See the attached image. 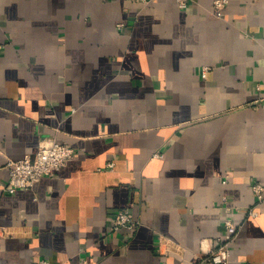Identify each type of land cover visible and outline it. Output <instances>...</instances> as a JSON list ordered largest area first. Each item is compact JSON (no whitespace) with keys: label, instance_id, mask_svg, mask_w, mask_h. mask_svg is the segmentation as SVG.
I'll list each match as a JSON object with an SVG mask.
<instances>
[{"label":"crops","instance_id":"crops-1","mask_svg":"<svg viewBox=\"0 0 264 264\" xmlns=\"http://www.w3.org/2000/svg\"><path fill=\"white\" fill-rule=\"evenodd\" d=\"M43 138L74 158L3 191L8 160ZM255 181L264 0L221 15L213 0H0V264H209L200 239L228 216L230 264H264V200L246 214ZM124 207L139 224L114 231Z\"/></svg>","mask_w":264,"mask_h":264},{"label":"built area","instance_id":"built-area-1","mask_svg":"<svg viewBox=\"0 0 264 264\" xmlns=\"http://www.w3.org/2000/svg\"><path fill=\"white\" fill-rule=\"evenodd\" d=\"M135 2H148L150 0H133ZM181 8H185L189 4V0H176ZM228 0H213V7L218 15H221L223 9L227 5ZM124 22H119L118 27H124ZM209 66L202 68V74L206 76ZM163 152L154 153L156 157H162ZM75 156V149L65 143H61L56 138H43L39 142V146L34 152H27L22 158L10 159L7 162L9 168V177L7 183L1 187L5 192L14 193L19 188H31L45 175H54L62 167L66 166ZM114 163L110 162L112 166ZM229 174L223 178V182H227ZM255 197L254 202L247 208L246 214L249 216L258 215L257 206L264 200V185L255 181L252 186ZM222 201L225 203L226 211L233 212L232 206L228 204V197L223 196ZM139 221L133 216L132 212L127 208L117 210L113 221L111 222L112 230H119L122 227L133 231ZM240 224H238L233 216H228L225 220V232L217 236L214 240L209 237L200 239V248L203 258L209 264H230L231 262V245L238 232ZM2 230V227H0ZM33 264H56L47 258H39Z\"/></svg>","mask_w":264,"mask_h":264}]
</instances>
